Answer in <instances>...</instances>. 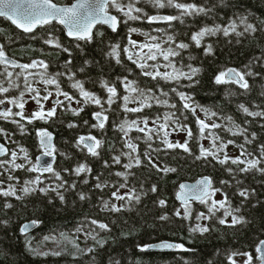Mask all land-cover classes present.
<instances>
[{"label": "trees", "instance_id": "trees-1", "mask_svg": "<svg viewBox=\"0 0 264 264\" xmlns=\"http://www.w3.org/2000/svg\"><path fill=\"white\" fill-rule=\"evenodd\" d=\"M54 2L70 5L75 0H54ZM177 2L195 3L206 9L210 8L211 11L207 14L185 16L182 20L171 23H149L146 19L129 20L127 23H121L117 33L99 27L91 42L68 39L57 24L46 25L32 34H25L6 19L0 18V44L5 46L4 50L10 58L23 64L44 61L49 65L47 69L49 75L75 73L71 79L66 75L57 77L59 90L67 92L75 99L66 100L63 95H59L63 97V104H58L56 113L52 117L35 119L31 123L22 120L19 116L9 119L0 118V129L4 130L0 132V140L7 143V138L10 139L9 145L12 151L20 152V148L23 147L33 162L44 152L39 143L38 130L52 131L56 136L57 155L52 168L60 174V178H57L53 173L41 174L25 169H14L10 163L0 166V172H3L0 180L4 181L0 188L7 189L9 185H14L17 196L22 197L17 199L16 196L0 195V264H233L235 257L243 256L234 255L236 253H251L253 264H259L256 247L264 240V173L256 170L239 172L238 169L245 167V164H233L231 160L221 164L220 160L223 159L225 152L232 158H254L261 154L260 146L264 145V118L249 116L239 107L244 104L251 111L264 110V95H262L264 93V0H177ZM137 6L143 7L149 15H178L180 12L174 7L156 8L146 0H141ZM113 14L116 12L113 11ZM245 15L249 18V23L257 26V30L238 35L237 33L244 29V24L239 22V18ZM121 19L125 18L121 17ZM233 20L237 21V29L228 36L223 35L222 32L212 36L206 35L201 40L200 46L191 39L204 27L228 26ZM132 28L138 31L133 33ZM168 35H172L177 44L179 42L189 44V48L181 50L177 49V44L165 43ZM151 36H156L158 40L152 41ZM135 37L141 38L142 44L159 42L162 49L168 47L177 49L180 55L170 57L176 67L188 71L187 66L191 65L199 68L200 72L194 80L182 78L178 82L144 76L145 70L153 71V69L151 67L141 69L138 63H134V61L144 62L140 60V56L148 52L147 49L143 52L135 50L129 43V39L133 40ZM57 39L63 47L70 50V54L46 42ZM116 45L119 47L115 53L109 55ZM207 45L212 46V52L206 54ZM156 54L157 59L149 60L147 63L158 65V70L162 73H171L173 69L166 67L168 61H165L159 52ZM129 55H132V60L128 59ZM67 61L71 63H66ZM245 65H250L253 72L261 73L260 76L248 78L249 90L245 91L235 83L215 82V77L221 71L228 68L244 69ZM22 71L25 75L29 71L34 73L33 76L28 77V80L33 87L40 89L41 96L47 94L46 88L57 95L56 85H45L39 79V74L45 71L43 68L24 70L0 64V82H5L6 87L9 86V77L5 75L8 72L12 73L11 79H15L20 85L18 88L10 87L8 93L0 94V99L19 96L24 90L23 77L16 79V74ZM125 77L132 86H138L145 91L153 89L161 100L167 99L169 104L174 103L177 107L173 109L168 105L150 101L152 107H144L141 112L127 111L125 102L120 97L128 95L140 98L138 93L125 88ZM77 80L83 84L86 91L101 98L104 103L103 109L91 101H85L79 89L72 87ZM105 81L109 86L115 85L119 94L114 98L115 102L111 106L105 103L110 95L103 86ZM178 92H184L192 97L195 102L193 106L196 107L195 114L190 109L182 107L184 102ZM163 93H167V97ZM25 96L30 95L25 93L24 98ZM77 100L80 103H77ZM46 101L42 100L41 103ZM138 106L137 102L131 100L126 105L127 108ZM80 108L83 111L78 115L72 111ZM12 111L15 113L20 110L14 106ZM96 112H103L108 117L103 129L91 127L99 123L93 115ZM173 112L179 117L180 124L191 128L193 135L189 140L185 131L178 129L171 132L169 129L171 134L168 139L172 142L179 141L181 144L188 140L191 153L182 148L166 149L159 137L149 141L147 133H141L135 127L127 130V135L120 131L119 126L125 121L131 123L148 118L149 126L154 127L152 121L156 117ZM24 115L31 114L24 113ZM228 117L232 119L229 120ZM197 118L209 125L218 124L219 127L206 128L201 134ZM17 120L20 124L14 122ZM157 123H163V120ZM69 125L75 126L69 127ZM236 125L247 129L246 135L249 139L251 133H255V139L251 143H246L245 136L233 135L229 129L235 131ZM89 134L103 142L98 149V156H92L86 149L82 150V145L78 146L79 137ZM215 137L219 139L216 140L214 147ZM229 140L235 143L228 144L226 149L218 151L219 146ZM128 142L138 146L133 155H140L142 160L139 166H133L131 169L123 167L130 162L124 155L132 151L126 146ZM149 143L152 145L151 148L148 147ZM241 145H244L253 156L242 157ZM201 148L218 151V155L216 157L210 155L207 159H196L195 157L201 156ZM155 149L161 150L154 151ZM145 153L151 155L162 167L175 168L176 171L167 173L157 171L149 164ZM116 156H120L119 164L114 163L113 158ZM10 159L11 155L4 160ZM16 163H27L24 162L22 153ZM82 164L87 165L91 171L75 174V168ZM261 167H264V163ZM229 168L235 171L230 173ZM118 172L129 173L127 179L116 175ZM9 176L19 179H9ZM37 176L40 177L41 183L28 185L29 188L36 190L24 195L21 191L22 186L26 181L34 180ZM204 176L212 178L214 188L224 189L231 207L239 208L240 212L237 214L243 215L247 223L233 226L229 216L227 217L229 223L221 224L219 221L225 218L227 206L212 214L209 213V205L201 202H193L188 206L189 218L185 208L177 199L179 186ZM237 180L241 183L238 184ZM65 181L67 183H64ZM222 181H231V184L224 185ZM98 183L106 184L107 187L97 188ZM121 183H127L128 188H120L119 194L123 195L130 189H135L141 196L139 203L132 201L130 204L127 199L117 200L112 196L116 191L113 185L118 186ZM72 184L76 187L71 188ZM153 184L158 187L155 193L150 191ZM41 188H47L48 191L41 192L39 190ZM241 188L254 189L255 192L244 200L238 194ZM58 192L64 196L63 200L57 195ZM81 193L85 194L83 200L80 199ZM160 199L167 201L166 206L159 205ZM105 202L109 204V208L104 207ZM8 203L12 204L11 208L6 207ZM112 204L124 207L120 212H115L109 210ZM177 210L181 212L179 217L175 215ZM201 212L212 215V218L197 219ZM163 215H167L168 219L161 220L160 217ZM32 220L39 222L37 230L28 236L21 235V226ZM93 220L107 223L111 230L99 229L91 223ZM3 221L7 223H2ZM197 225L201 227L207 225L210 230L204 233L193 232L192 229ZM82 232L90 235L88 243L94 249L93 252L82 251L80 254H74L71 244L64 247L60 255H43L37 251V246L46 240L64 242L66 239H72L77 245L84 247L87 241L79 240L77 236ZM162 241L183 244L189 250L177 249L170 253H153L142 251L139 247ZM101 242H105L103 246Z\"/></svg>", "mask_w": 264, "mask_h": 264}, {"label": "snow or ice", "instance_id": "snow-or-ice-1", "mask_svg": "<svg viewBox=\"0 0 264 264\" xmlns=\"http://www.w3.org/2000/svg\"><path fill=\"white\" fill-rule=\"evenodd\" d=\"M141 2V0H75V3H72L70 5H64L60 6L58 3L54 2V0H0V17H6L8 20H10L14 25H16L18 28L22 29L24 32L32 33L38 26L41 25H47L51 24L53 21H57L59 24L66 26L67 29V35L69 37H72L74 39L80 40V41H88L91 42L93 39V29L96 27L97 24H107L110 26V28L113 31H116L117 28L121 23H127L129 20L135 21V20H142L146 19L149 23L154 22H173V21H180L185 16H192L196 14H207L209 11H211L210 8H205L203 6L197 5L195 3H183V2H177V0H146V2L152 4L156 8H165V7H174L178 10H180L178 15H149L147 12L144 11L143 7H138L137 5ZM113 11L116 12V14H113ZM121 17H124L125 19H121ZM248 17L241 16L239 18V22L244 24L243 31L237 33L238 35H244L248 32H255L257 30V26L253 23L248 22ZM237 29V21L233 20L228 26H221L216 25L212 27H204L197 33H195L191 39L195 42L197 46L201 45V40L206 36H212L216 35L218 32H222L223 35L228 36L230 32H236ZM138 29L132 28L131 32H137ZM99 35H103V33H98ZM150 39L152 41H157L158 38L156 36H151ZM48 44H53L54 46L58 48H62L64 52H68L70 54V50L68 48L63 47L57 40H48L46 41ZM172 43L177 44V42L174 40L172 35H168L165 43ZM129 43L133 45L134 47L138 48L140 52H143L144 49H147L148 52L142 56H140V60L144 62H138L134 61V63H138V66L141 69H147L151 67L153 71H147L145 70L143 72L144 76L151 77L152 79H157L158 77L161 79H164L165 81H176L178 82L180 79H188V80H194V77L200 72L199 68L192 67L191 65H188V71H183L182 69H179L176 67V65L173 63V61L170 59V57H175L180 55V51L177 49H187L189 48V44L184 42H179L177 44V49H174L172 47H168L167 49H162L161 44L159 42L152 43V44H139L137 41L129 39ZM79 47V45H77ZM119 46L116 45L112 52L109 53V55H113L116 51V49ZM5 46L3 44H0V64L3 65H12L14 67H19L24 70L28 69H36V68H43L45 71L39 74V79L45 84V85H56L57 86V97L59 95H63L66 100H74L75 97L70 96L67 92H62L59 90V81L57 80V77L60 75H66L69 76V78H73L75 76V73L69 74L68 72L65 73H55L52 75H49L47 73V69L49 65L45 63L44 61H32L31 63L27 64H18L16 61L12 60L4 50ZM156 51H153V50ZM157 52L163 57L165 61H168V64L166 67H171L173 71L171 73L169 72H160L158 70V65H149L147 61H155L157 59ZM212 52V46L207 45L206 46V54ZM129 60H132V55L128 56ZM117 62L119 63V59L117 58ZM66 63H71V61H67ZM83 71V69H81ZM5 75L9 77L10 84L8 87L5 86V82H0V94H5L9 92L10 87L12 88H18L20 87L19 84L16 83L15 79H11L12 73L6 72ZM34 73L29 71L27 72V75L22 71L20 73L16 74V79H19L20 77H23V84H24V90L21 91L19 96H12L7 97V99H0V105L10 104L20 109V111L13 112L11 107H5L2 110H0V118L9 119L13 116H19L22 120H27L29 123H31L35 119H47L55 115L56 108L53 107L45 112L43 108V104L41 101L48 100L53 93L49 91L47 88L45 89V92L47 93L44 96H41V91L39 88L33 87L30 81L28 80V77L33 76ZM260 72H253L251 70L250 65H245L244 69H236V68H228L225 71H221L216 77L215 82L217 84L221 83H235L239 85V87L245 91L250 89V83H249V77L253 76H260ZM125 80V88L128 91L138 93V96L140 99H137V97H129L128 95H124L120 97L125 102V108L127 111L130 112H141L143 111L144 107H152V103L150 101H155L157 104H163L168 105L171 108L175 109L177 106L176 104H169V101L167 99L161 100L158 96L155 95L153 89L143 90L140 89L138 86H132L131 83L127 82V77L124 78ZM198 82V81H195ZM107 92L110 94L108 99L105 101L109 106H111L115 99L119 94L117 92V88L115 85L109 86L108 82H104L103 85ZM72 87L79 89L80 94L82 97L85 98V101H91L92 103H95L99 105L102 109L104 108V103H102L101 98L97 97L94 93H91L89 91H86L84 89L83 84L80 81H75L73 83ZM162 91V90H161ZM173 91H176L173 89ZM25 93H28L33 100L36 101L38 105H40L39 110L34 111L30 116H25L23 109L25 107L26 101L24 100ZM165 97H167V93H163ZM178 95L180 99L184 102L182 107L185 109H190L193 114L196 112V107L193 106L195 103L192 100V97H190L188 94L184 92H178ZM264 95V93H262ZM134 101L138 103V107L135 108H127L126 105L129 101ZM191 101V102H190ZM77 103H80L79 100L76 101ZM56 104H63V101H60L58 98L55 101ZM240 109L246 113L249 116L252 117H260L264 118V110L261 111H251L249 107H246L244 104H241ZM204 110V109H202ZM74 114H79L80 111H83L82 108L80 109H73L72 110ZM106 111V110H105ZM207 111V110H204ZM94 118L99 121V123L92 125L93 128H100L103 129L105 122L107 121L108 117L103 114V112H96L93 114ZM182 115V113H181ZM213 115H216V113H213ZM198 119V123L200 126V132L203 134L204 130L206 128H216L219 127L218 124H211L209 125L204 120ZM229 120H231V117H228ZM163 120V123H157V121ZM17 124H20V121H14ZM87 123V121H85ZM154 127L149 126V119L144 118L141 121H132L131 123L125 121L123 124H121L120 131L125 132V135H127V130H130L132 127H135L139 132L141 133H147V138L149 141L153 140L154 137H159L161 142L165 145L166 149H175V148H182L184 151L191 153V149L188 147V140H186L183 144H181L179 141L172 142L168 137L170 136V131L175 132L178 129L181 131H185L187 133V136L189 140L191 139L193 133L190 127L180 124L179 123V117L176 115V113H168L161 116L156 117L152 121ZM142 125V126H141ZM75 125H69V127H74ZM23 127V126H22ZM236 130L233 131L232 129H229V131L232 132L233 135H242L245 136V142L251 143L252 140L255 139V133H251V139L248 138L246 135L247 129L242 128L240 125H236ZM3 129H0V132H3ZM162 133V135H161ZM38 135L41 137V146L44 148L43 155L44 156H52L53 150L51 145V139L52 134L48 132L46 129L38 130ZM219 137L213 138V146H216V140H218ZM102 140L98 139L94 135H87V136H80L78 139V146L82 145V150H87L88 153H90L92 156H98L99 151L98 149L102 145ZM235 141L229 140L227 143H222L219 146L218 151L226 149L228 144H234ZM127 148L131 149L132 151L124 153L129 158V163L124 164L123 167L125 169H131L133 166H139L142 163L140 155H133L134 152H136L137 145L133 144L131 142L127 143ZM149 148L152 147L151 143L148 145ZM241 156L242 157H252L253 154L248 152L244 145H241ZM161 149H155L154 151H160ZM218 151H212L210 149H204L201 148V156L195 157L196 159H207L208 156H214L216 157L218 155ZM11 155L10 160H3L0 161V166L11 164L12 168L14 169H25L30 172H39L41 174L48 172L53 173L57 178H60V174L58 172H55V170L51 167V165L48 162L41 163L40 158H37L35 162H33L31 159H29L28 152L23 147L20 148V153L23 154V159L27 161L26 164L23 163H16L17 157L19 153L16 151H12L11 149L7 148L5 144L0 143V156H5L7 154ZM260 155L255 156L251 159H241L240 157L232 158L227 155V153H224L223 159L220 160L221 164L227 163L229 160L233 164H245L246 166L243 168H239V172H250L253 170L259 171L261 173H264V167H261V164L264 163V145L260 146ZM144 155L147 156L149 164L156 168L157 171L162 173L167 172H175V168H169V167H162L158 163L155 162L153 157L147 153ZM114 163L119 164L121 162L120 156H116L113 158ZM106 166L107 162H105ZM10 171V170H9ZM67 171V170H65ZM91 169L87 167V165H79L75 168L74 172L75 174L79 175L80 173L90 172ZM228 171L230 173H233L235 170L229 168ZM129 173L126 172H118L116 175L124 177L125 180L127 179V175ZM0 175H3V172H0ZM9 179H16L18 180V177L9 176ZM99 179V177H97ZM238 184L241 183L239 180L236 181ZM4 181L0 180V185H2ZM41 183L40 177L37 176L34 180L26 181L24 186H22L21 191L24 193V195H29L31 192H34L35 188H29L28 185H38ZM64 183H67L66 181ZM87 183V181H85ZM224 185L231 184V181H222L221 182ZM63 187V184L61 185ZM71 188H75L76 185L72 184L70 185ZM97 188L107 187L106 184H97ZM113 187L116 188V191L112 193V196L115 197L117 200H125L127 199L129 203L131 204L132 201H135L136 203L140 202L141 196L137 194L135 189H130L128 192L124 193L123 195L119 194L120 188H128L127 183H121L118 186L113 185ZM41 192H47V188H41L39 189ZM55 191V189H52ZM150 191L155 193L158 191L157 185L153 184L150 188ZM216 192H221L224 196L223 200H215L212 199L214 194ZM255 190H249L247 188H241L239 191V196L242 197L244 200H247L250 194H254ZM0 195L4 197L8 196H16L17 199H21L22 197L17 196L16 188L14 185H9L7 189L0 188ZM59 195L60 199L63 200L64 196L61 193H57ZM146 195V193H145ZM177 198L182 201V207L185 208L186 213L188 214L190 218V209H189V203L195 199L199 200L201 203H204L206 205H209V213L214 214V212L218 209L226 208V211L224 213L225 218L220 219L221 224L229 223L227 220V217H231V225H242L247 223V219L243 215H238L237 213L240 212L239 208H232L230 201L228 199V194L224 191L223 188H214L212 186V181L210 177H204L200 181L197 182L196 185L188 187L186 185H180V191L177 195ZM80 199H85V194H80ZM209 201L211 203L209 204ZM159 205L161 207L166 206L167 201L164 199H160L158 201ZM6 207L11 208L12 204L8 203L6 204ZM105 208H109V204L105 202L104 205ZM124 206L120 205L117 206L116 204H112L110 209L111 211L120 212ZM176 216H181L180 210H177L175 212ZM212 218V215L206 214V213H199L197 219H204L209 220ZM161 220H167L168 216L163 215L160 217ZM2 223H7V221H3ZM38 221L32 220L28 223H25L21 226V233L27 235V233L38 226ZM92 224L96 225L101 230H107L110 231V227L107 223L99 222L96 220H93L91 222ZM210 229L207 225L201 227L200 225H197L195 228L192 229L193 232L199 231L201 233L208 232ZM95 239V237H93ZM103 243L101 242V246H103ZM142 251H147L150 248H160V249H183L185 251H188L189 249H186L183 244H175L170 243L167 241H162L159 244H151V245H142L139 246ZM94 249H88V252H93ZM256 253L258 254L257 259L260 261V264H264V240L259 242V245L256 247ZM43 255H48V253H42ZM55 255H60L59 252L53 253ZM234 255H243L246 256V260L244 261V264H253V256L251 253H236ZM233 264H236L235 260H233Z\"/></svg>", "mask_w": 264, "mask_h": 264}, {"label": "rangeland", "instance_id": "rangeland-1", "mask_svg": "<svg viewBox=\"0 0 264 264\" xmlns=\"http://www.w3.org/2000/svg\"><path fill=\"white\" fill-rule=\"evenodd\" d=\"M140 39L141 38H136V37L133 38L134 41H137L139 44H142L143 41H141L142 39L141 40ZM134 48H135L136 51H139L138 48H136V47H134ZM44 95H46V94H44ZM57 98L60 101H63V97H60V96L57 97V95L53 94L48 101L43 103V108H44L45 112L47 110L53 108V106L58 105V104H54L55 101L57 100ZM24 100L26 101L25 107L23 109L24 113L32 114L34 111L39 110L40 105H38L36 103V101L33 100L30 96H25ZM5 105H8L9 107L12 108V110H14V106L13 105H10V104H7V103ZM5 105H0V110L2 109V106H5ZM7 142H10V139L7 138ZM16 152L19 153V155L17 157V158H19L21 153L19 151H16ZM24 162H27V161L24 160ZM212 199L223 200L224 197L222 196V194H220V192H216L214 194V196L212 197ZM209 203H210V201H209ZM77 236H78L79 240L81 239V240H86L87 241V243L85 242L84 247H82V246L80 247V245H77L75 243V241H73L72 239H66V241H64V242H57L55 240H46L42 244L37 246V251L39 253H48V254H53V253H57V252L60 253V252L64 251V247L66 248V246L68 244H71L72 249H74V254L75 253L76 254H80L82 251H88V249L91 248V246L88 243L90 235L89 234H85V232H82V233H79ZM233 260H235L236 264H244V261L246 260V256H238V257H235Z\"/></svg>", "mask_w": 264, "mask_h": 264}, {"label": "water", "instance_id": "water-1", "mask_svg": "<svg viewBox=\"0 0 264 264\" xmlns=\"http://www.w3.org/2000/svg\"><path fill=\"white\" fill-rule=\"evenodd\" d=\"M75 3V2H74ZM60 5V4H59ZM60 6H64V5H60ZM0 18H4V19H6L9 23H11L17 30H19L20 32H22V33H25V34H32V33H34V32H36L38 29H40L43 25H41V26H38L32 33H27V32H24L22 29H20V28H18L16 25H14L10 20H8L6 17H0ZM161 22H164V21H161ZM156 23H159V22H156ZM51 24H57L58 26H60L61 28H62V30L64 31V33H65V35H66V37L68 38V39H70V40H77V39H74V38H72V37H69L68 35H67V29H66V26H64V25H61V24H59L57 21H53ZM47 25H50V24H47ZM99 27H104V28H107L108 30H110V31H112L113 33H117L118 31H119V29H120V27H121V24L119 25V27L117 28V30L116 31H113L111 28H110V26L109 25H107V24H97L96 25V27L93 29V37H94V35H95V33H96V30L99 28ZM12 60H14L13 58H11ZM14 61H16V60H14ZM18 64H23V63H21V62H19V61H16ZM5 66H8V67H11V68H18V67H14V66H12V65H5ZM5 107H7L6 105L5 106H2V109L3 108H5ZM1 109V110H2ZM48 132H50L51 134H52V139H51V145H52V150H53V155L52 156H44L43 154H41L38 158H40V160H41V163H43V162H48L50 165H51V167H53V165H54V163L56 162V159H57V157H56V155H55V144H56V136H55V134L53 133V132H51V131H48ZM39 141H41V137L39 136ZM0 143H3V144H5V146L7 147V148H9L10 149V147H9V145H7L6 143H4V142H2V141H0ZM40 144H41V142H40ZM44 149V148H43ZM10 155V153L9 154H7V155H5V156H0V160H3V159H5V158H7L8 156ZM204 177H209V176H204ZM204 177H201V178H199V179H197L196 181H193V182H184V183H182L183 185H186V186H188V187H191V186H194V185H196L197 184V182L198 181H200L201 179H203ZM211 178V177H210ZM211 181H212V186H213V180H212V178H211ZM181 184V185H182ZM179 191H180V186H179ZM179 191H178V193H179ZM178 193H177V195H178ZM178 199V198H177ZM178 201H179V203L182 205V201L181 200H179L178 199ZM193 202H200L199 200H195V199H193L190 203H189V205L191 204V203H193ZM37 228H38V226L37 227H35V228H33V229H31L28 233H27V235H25V234H22L21 233V235H23V236H28V235H30V234H32V233H34L36 230H37ZM21 232V231H20ZM168 242V241H167ZM160 243V242H159ZM159 243H156V244H159ZM170 243H173V242H170ZM175 244H177V243H175ZM175 250H177V249H160V248H150V249H148L147 250V252H153V253H170V252H173V251H175ZM259 264H260V261H259Z\"/></svg>", "mask_w": 264, "mask_h": 264}]
</instances>
